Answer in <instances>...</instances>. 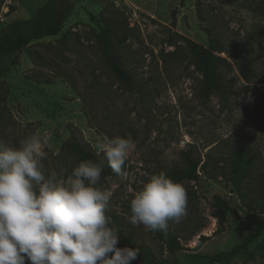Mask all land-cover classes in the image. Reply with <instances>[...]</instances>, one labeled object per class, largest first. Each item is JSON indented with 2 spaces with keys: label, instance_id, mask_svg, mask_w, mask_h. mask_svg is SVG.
<instances>
[{
  "label": "rangeland",
  "instance_id": "1",
  "mask_svg": "<svg viewBox=\"0 0 264 264\" xmlns=\"http://www.w3.org/2000/svg\"><path fill=\"white\" fill-rule=\"evenodd\" d=\"M46 2L6 0L0 30L34 17ZM109 27L130 84L114 76L101 49ZM182 38L206 48L220 43L225 96L201 95L203 76ZM243 56L250 80L242 76ZM0 70V139L19 147L29 136L46 137L49 170L67 176L78 164L67 142L108 164L103 136L134 141L122 175L100 181L112 192L107 214L117 247H144L163 264H213L264 221L254 208L264 201V0H68L61 33L0 57ZM184 154L199 162V178L182 182L187 214L169 228L183 250L171 254L152 232L129 223L130 201L151 175L184 167ZM239 159L251 163L241 193ZM217 198L239 216H222ZM131 264L145 263L138 256ZM219 264H264V233Z\"/></svg>",
  "mask_w": 264,
  "mask_h": 264
},
{
  "label": "clouds",
  "instance_id": "2",
  "mask_svg": "<svg viewBox=\"0 0 264 264\" xmlns=\"http://www.w3.org/2000/svg\"><path fill=\"white\" fill-rule=\"evenodd\" d=\"M46 137L19 147L0 139V264H131L139 248L117 247L107 214L112 192L103 167L80 161L67 176L49 170ZM99 149L116 175L135 149L131 138L103 136ZM187 190L165 171L151 175L130 201L129 223L166 233L187 214Z\"/></svg>",
  "mask_w": 264,
  "mask_h": 264
},
{
  "label": "trees",
  "instance_id": "3",
  "mask_svg": "<svg viewBox=\"0 0 264 264\" xmlns=\"http://www.w3.org/2000/svg\"><path fill=\"white\" fill-rule=\"evenodd\" d=\"M6 0H0V9ZM68 0H48L36 13V15L28 20H16L8 25L6 29L0 30V57L11 55L20 52L30 46L35 41H40L46 37L58 36L63 28L64 18L67 11ZM174 19L173 25H175ZM113 29L101 33V49L106 58L107 64L114 76L121 82L130 84L131 77L121 62L120 56L115 49V43L112 41ZM120 40V39H119ZM184 48L191 58V64L203 76V86L201 95L205 99H209L214 95L225 96L228 92V87L224 82L223 70L227 66L226 59L220 56L224 53V49L217 40H213L210 47L206 48L186 38H182ZM173 43V35L170 38V44ZM242 76L245 80H250L254 77V72L251 69L250 60L243 56L241 59ZM2 72L0 70V79ZM64 148L71 152L77 163L83 160H91L102 165V177L113 176L111 168L105 162L99 160L92 151L86 150L83 146L75 142H67ZM240 170L238 179L235 182V187L241 193L242 179L244 173L251 166V163L239 159ZM199 162L189 154H184V167H175L169 172H166L173 180L178 182L196 181L199 178L198 174ZM205 170V165L201 168ZM205 172V171H204ZM264 182V174L262 175ZM264 188V187H263ZM264 191V190H263ZM254 204V203H251ZM215 206L221 212L222 216H239L238 210L229 203L220 198L216 199ZM254 207L256 210L264 211L263 203H257ZM264 233V221L259 222L256 226L255 233L247 236L241 244L236 245L231 250L213 256V264L226 263L231 261L243 250H245L252 242L253 238ZM155 237L167 246L171 254H177L183 250L179 237L168 227L166 233H153ZM135 249V248H133ZM139 257L145 264H163L160 263L148 250L144 247H139ZM30 264V263H26Z\"/></svg>",
  "mask_w": 264,
  "mask_h": 264
}]
</instances>
